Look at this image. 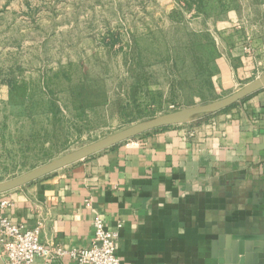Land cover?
<instances>
[{
  "label": "rangeland",
  "instance_id": "1",
  "mask_svg": "<svg viewBox=\"0 0 264 264\" xmlns=\"http://www.w3.org/2000/svg\"><path fill=\"white\" fill-rule=\"evenodd\" d=\"M225 34L257 58L230 89L215 85ZM263 72L264 0H0V182ZM44 84L56 116L28 108Z\"/></svg>",
  "mask_w": 264,
  "mask_h": 264
},
{
  "label": "crops",
  "instance_id": "2",
  "mask_svg": "<svg viewBox=\"0 0 264 264\" xmlns=\"http://www.w3.org/2000/svg\"><path fill=\"white\" fill-rule=\"evenodd\" d=\"M221 41L214 84L230 89L256 70L257 58L244 42L230 46L226 34ZM202 118L2 193L10 201L2 212L24 228L40 224L42 243L67 249L92 244L99 213L119 231L123 264H264V88ZM239 234L262 237L253 241L262 244L256 257L228 256L227 238ZM52 264L79 263L63 256Z\"/></svg>",
  "mask_w": 264,
  "mask_h": 264
},
{
  "label": "water",
  "instance_id": "3",
  "mask_svg": "<svg viewBox=\"0 0 264 264\" xmlns=\"http://www.w3.org/2000/svg\"><path fill=\"white\" fill-rule=\"evenodd\" d=\"M264 88V72L254 79L245 83L241 88L223 98L212 102L190 106L158 115L151 119L133 124L115 133L109 134L95 142L89 143L77 150L71 151L59 158L53 159L41 166H38L22 175L0 182V194L15 189L17 187L28 184L34 180L44 177L56 170L64 168L77 161L88 158L98 152L116 146L128 139L135 138L148 131L188 123L200 119L206 115L220 112L232 105L239 103L250 95ZM262 239L257 235L239 234L234 235L227 240H231L228 244L229 254L235 261L239 260L240 256L245 259L256 257V254L261 251L262 244L254 243L253 241ZM230 252V253H229ZM0 264H5L0 257Z\"/></svg>",
  "mask_w": 264,
  "mask_h": 264
},
{
  "label": "built area",
  "instance_id": "4",
  "mask_svg": "<svg viewBox=\"0 0 264 264\" xmlns=\"http://www.w3.org/2000/svg\"><path fill=\"white\" fill-rule=\"evenodd\" d=\"M9 205V200L0 198V257L5 264H35L37 257L44 259L42 264H52L63 256L79 264H123L117 253L119 231L107 227L99 213L93 216L92 244L87 248L67 249L62 245L42 243L40 224L24 228L3 214L2 210Z\"/></svg>",
  "mask_w": 264,
  "mask_h": 264
},
{
  "label": "trees",
  "instance_id": "5",
  "mask_svg": "<svg viewBox=\"0 0 264 264\" xmlns=\"http://www.w3.org/2000/svg\"><path fill=\"white\" fill-rule=\"evenodd\" d=\"M118 41H119L118 38H114L113 41L110 42V44L114 45ZM8 83L12 85V87H13L12 90H14V88H16V83L14 85L12 79L8 80ZM44 89H45L44 93H41V91L39 89H37V88H34L32 90V94L28 93V95H29V100L28 101H29V104H30V105H28V108L32 107V106H38L42 102H45L49 106V108L54 112V116H56L57 112L60 110V107H59V105H57V103H56V101L54 99V91L47 84L45 85ZM42 98L45 101H43ZM233 106L234 105H232L230 107H233ZM84 107L85 106H81V108H83V109H84ZM227 109H229V107L224 109V110H227ZM164 128H167V127H164Z\"/></svg>",
  "mask_w": 264,
  "mask_h": 264
}]
</instances>
